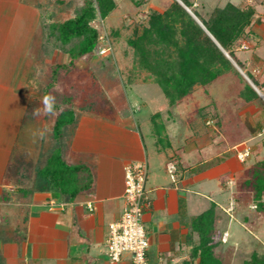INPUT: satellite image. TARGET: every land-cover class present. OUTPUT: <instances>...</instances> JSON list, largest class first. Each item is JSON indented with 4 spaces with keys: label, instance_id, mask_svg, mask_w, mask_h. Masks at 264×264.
I'll list each match as a JSON object with an SVG mask.
<instances>
[{
    "label": "crops",
    "instance_id": "obj_1",
    "mask_svg": "<svg viewBox=\"0 0 264 264\" xmlns=\"http://www.w3.org/2000/svg\"><path fill=\"white\" fill-rule=\"evenodd\" d=\"M115 1V10L127 2ZM138 1L141 0H131L138 10L144 6L150 10L158 8L156 0ZM177 1L200 23L192 7L182 0ZM189 1L202 13L229 3L253 4L255 18L259 19L254 20L255 26L261 32L262 42L255 46L244 40L241 45L246 44L248 48L240 46L237 51L240 57L239 52L251 49L250 57H240L245 66L254 68L252 61L258 60L259 64L263 62L264 68V0ZM37 29L38 23L34 44ZM6 37H0V264H134L129 255L120 261H111L107 254V239L109 225L119 220L125 209V167L136 161H145L148 167L145 190L151 205L143 214L150 240L148 264H183L190 258L195 241L190 231L191 219L198 214L195 212L198 197L208 200L210 190L207 185L218 181H225L227 187L235 188L232 179L243 169L236 155L204 167L224 152L216 156L198 154L197 151L206 149L207 145L198 144L189 122L184 126L187 133L180 132L176 127L179 113L174 111L178 104L171 108L168 102L157 108L167 114L163 121L155 123V119L150 118L152 145H148L133 122L124 123L114 117L106 119L107 131L98 135L103 142L96 145L98 138L94 135L95 140L89 144L86 139L90 136L84 135L85 124L90 119L96 121L98 115L86 118L84 112H91L94 106L86 110L78 105L75 108V116H78L76 133L69 144L64 138L65 131L59 138L54 139L48 134L46 140L37 137L33 142L31 133L50 121L49 116L33 114L41 104L30 101L34 95L26 77L35 56L22 63L21 56L9 48ZM22 77L27 84L22 83ZM155 124L162 127V138L154 134ZM181 140H185V146L179 142ZM56 149L65 161L89 168L93 176L89 189L72 197L54 186L50 178L41 177L42 168ZM169 161L175 164L174 175L168 172ZM220 199H211L208 207L203 199L199 204L205 210L214 202L217 211L224 216L228 213L229 203L226 205ZM236 217L231 219L242 223L237 213ZM224 233L228 236L225 242L230 241L229 229L226 228L222 235Z\"/></svg>",
    "mask_w": 264,
    "mask_h": 264
},
{
    "label": "rangeland",
    "instance_id": "obj_2",
    "mask_svg": "<svg viewBox=\"0 0 264 264\" xmlns=\"http://www.w3.org/2000/svg\"><path fill=\"white\" fill-rule=\"evenodd\" d=\"M161 1L156 0V5L158 4L156 9H161L159 11L163 12L168 1ZM138 2H144V0ZM40 3H44L43 11H50L55 20L62 21L76 13L82 0H0V37L7 36L9 48L21 56L22 63L32 60L33 56L37 57L41 51L45 50L44 46H46V51L52 55L49 61L68 60V52L58 46L61 45L58 41H54L55 44L51 48L49 42L41 40V36H38V40L34 44L33 36L39 20ZM144 7L138 10L134 4L132 5L131 0H127L112 15L99 18L95 23L100 31L98 46L92 55L85 56L77 62L79 70L77 79L89 80L91 87V93H88L86 98L77 104L86 106L88 103L92 104L93 98L97 100L91 112H84L86 118L98 115L96 121L90 119L85 124L88 131H84V135L90 136V139H86L89 144L95 140L94 135H96L95 138H98L100 133L103 134V131H107L109 125H106V119L114 117L122 119L124 123L133 122L134 127L144 135L148 145H152L151 133L153 131L150 118L153 117L154 122L160 123L167 115L157 109L162 103L169 101L158 83V78L138 64L137 53L128 44V40L134 36L135 23L138 19H147L150 13V9L147 6ZM49 31L50 29H47V32ZM73 44L74 42L66 47ZM251 51L250 49L239 52L240 57H250ZM232 62L258 93V97H253L250 101L240 98L238 87L242 83H240V78L231 72L206 86L196 87L178 104L174 111L179 113L176 127L180 129V132L187 133V128L184 126H187L189 122L193 127V135L196 136L198 144L202 147L207 145L206 149L197 151L198 154L216 156L218 153L224 152L222 156L218 155V157L225 158L231 155L237 157L236 150L233 148L237 143L241 142L237 146L239 148L244 145L253 147V151L245 161H241L237 157L243 169L236 173L232 179L235 188L227 187L225 181L207 185V189L210 190L209 198L207 200L198 197V205L195 209L196 213L204 209L199 204L200 199H203L208 207L211 203L210 200L214 201L217 197L218 199L221 197L220 200H223L226 205L229 203L227 209L230 205L233 207L230 217L229 215L223 216L220 211L217 212V215L221 216V220L218 224L216 239H222V246L219 249L224 264H242L253 251H264V212L255 207L256 202L253 200L252 194L240 187L247 175L246 168L264 157V135L258 133L261 127L262 131L264 129V88H258L247 75L248 71L254 75H260L264 73V68L262 67L263 62L259 64V62L252 61L254 68L242 67L234 60ZM21 80L22 83H26L24 77ZM59 88L63 95L68 94L65 85H61ZM59 103L61 104L60 101ZM139 105H142V108ZM75 114L71 116L68 113V118L71 117L75 120L61 127V132L65 131L64 138L67 139L68 144L76 133L78 124L76 117L78 116ZM218 117L222 118L221 123L216 122ZM54 121L55 117H50L49 124H52L50 134L52 138L56 139ZM161 128L159 124L153 126L154 134L162 138L164 133ZM105 136L102 137L105 138ZM165 139L162 141L164 142ZM185 140L179 142L184 144ZM96 141V145L103 142L99 138ZM85 144L88 146L87 142ZM198 144L196 143V146L199 149ZM189 145H192V142ZM230 197L232 198L229 201ZM236 213L240 216L242 223L231 219L233 216L237 218ZM226 228L231 233L228 242H225L228 236L225 239V233L222 235Z\"/></svg>",
    "mask_w": 264,
    "mask_h": 264
},
{
    "label": "trees",
    "instance_id": "obj_3",
    "mask_svg": "<svg viewBox=\"0 0 264 264\" xmlns=\"http://www.w3.org/2000/svg\"><path fill=\"white\" fill-rule=\"evenodd\" d=\"M182 1L192 7L200 23L181 3L171 0L166 3L163 12L152 9L147 19H138L134 36L128 40V44L137 53L138 64L158 78L170 107L179 104L196 87L206 86L231 72L242 83L238 87L239 91L237 90L240 98L250 101L253 97H258V93L230 59L244 67L245 63L237 51L241 43L246 40L256 46L262 42L261 32L255 26V21L259 20L255 18V6L229 3L202 13L197 7H193L191 1ZM44 7V3L39 4L40 14L35 39L38 40V36H41V40L49 42L51 48L54 41L60 42L61 45L58 46L68 52L69 59L61 62L49 61L52 55L44 46L45 50L28 67L26 80L33 90L31 102L41 104L44 95L52 94L57 98V109L64 105V110L58 111L54 121V136L59 138L62 125L74 120L68 118V113L74 116L77 103L91 93L90 81L85 78L77 79V62L94 53L100 40V31L95 23L99 18L112 15L117 3L115 0H82L76 13L62 21L55 20L50 11H43ZM47 29L50 31L47 32ZM72 42L73 45L66 47ZM247 75L258 88H264V73L254 75L248 71ZM61 85H65L68 94H62L59 88ZM91 101L92 104L78 106L91 109L97 100L93 98ZM221 121L222 118L218 117L216 122ZM261 129L262 127L258 130L259 135H262ZM238 144L241 142L236 145ZM223 159L218 157L203 166L215 165ZM246 169L247 175L240 187L252 194L255 207L264 212V157ZM40 174L41 177L50 178L54 186L72 197L89 189L93 184L89 168L65 161L58 149L53 151ZM216 207L213 202L209 208L192 217L190 235L192 239L195 236V241L190 258L183 264H224L219 249L222 239H216L221 220ZM225 215L230 217L229 213ZM242 264H264V251H253Z\"/></svg>",
    "mask_w": 264,
    "mask_h": 264
},
{
    "label": "built area",
    "instance_id": "obj_4",
    "mask_svg": "<svg viewBox=\"0 0 264 264\" xmlns=\"http://www.w3.org/2000/svg\"><path fill=\"white\" fill-rule=\"evenodd\" d=\"M241 48H248V46L242 44ZM262 135H264V129ZM237 146L234 147L237 157L245 161L251 153V146L244 145L242 148ZM147 168L145 161L132 162L125 167L126 205L120 219L109 225L107 239V254L113 262L120 261L124 256L129 255L134 264H148L147 251L150 240L143 222L144 210L151 205V199L145 190ZM167 169L171 175H174L176 167L173 161L167 163ZM232 209L231 205L227 209L231 216Z\"/></svg>",
    "mask_w": 264,
    "mask_h": 264
},
{
    "label": "clouds",
    "instance_id": "obj_5",
    "mask_svg": "<svg viewBox=\"0 0 264 264\" xmlns=\"http://www.w3.org/2000/svg\"><path fill=\"white\" fill-rule=\"evenodd\" d=\"M41 105L42 107H37L33 110L35 116L55 117L58 114V111L62 112L64 110V105H60L59 109H57L56 97L52 94L44 95L41 100ZM50 133L51 127L48 124H45L43 128L37 129L31 133L33 142H35L37 137L41 140H46Z\"/></svg>",
    "mask_w": 264,
    "mask_h": 264
},
{
    "label": "water",
    "instance_id": "obj_6",
    "mask_svg": "<svg viewBox=\"0 0 264 264\" xmlns=\"http://www.w3.org/2000/svg\"><path fill=\"white\" fill-rule=\"evenodd\" d=\"M187 10L189 11V9H187ZM189 12H190V11H189ZM191 14H192V13H191ZM192 15H193V14H192ZM193 17H194V16H193ZM227 56H228V54H227ZM228 57H229V56H228ZM229 58H230V57H229ZM230 59H231V61H233L232 58H230Z\"/></svg>",
    "mask_w": 264,
    "mask_h": 264
}]
</instances>
